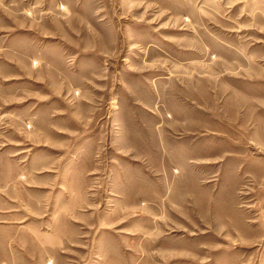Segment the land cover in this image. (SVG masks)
I'll return each mask as SVG.
<instances>
[{
	"label": "rangeland",
	"instance_id": "rangeland-1",
	"mask_svg": "<svg viewBox=\"0 0 264 264\" xmlns=\"http://www.w3.org/2000/svg\"><path fill=\"white\" fill-rule=\"evenodd\" d=\"M0 264H264V0H0Z\"/></svg>",
	"mask_w": 264,
	"mask_h": 264
},
{
	"label": "crops",
	"instance_id": "crops-1",
	"mask_svg": "<svg viewBox=\"0 0 264 264\" xmlns=\"http://www.w3.org/2000/svg\"><path fill=\"white\" fill-rule=\"evenodd\" d=\"M47 242H48V240H47Z\"/></svg>",
	"mask_w": 264,
	"mask_h": 264
}]
</instances>
